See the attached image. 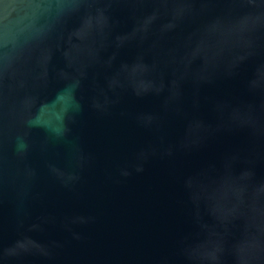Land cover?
I'll return each instance as SVG.
<instances>
[{
    "label": "water",
    "instance_id": "95a60500",
    "mask_svg": "<svg viewBox=\"0 0 264 264\" xmlns=\"http://www.w3.org/2000/svg\"><path fill=\"white\" fill-rule=\"evenodd\" d=\"M0 264H264V0H0Z\"/></svg>",
    "mask_w": 264,
    "mask_h": 264
}]
</instances>
